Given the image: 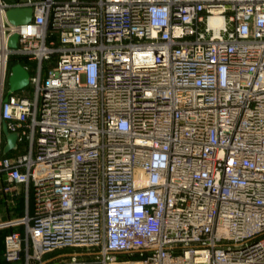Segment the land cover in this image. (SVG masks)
Listing matches in <instances>:
<instances>
[{
	"label": "built area",
	"instance_id": "1",
	"mask_svg": "<svg viewBox=\"0 0 264 264\" xmlns=\"http://www.w3.org/2000/svg\"><path fill=\"white\" fill-rule=\"evenodd\" d=\"M19 185L4 264H264V0H0Z\"/></svg>",
	"mask_w": 264,
	"mask_h": 264
},
{
	"label": "water",
	"instance_id": "2",
	"mask_svg": "<svg viewBox=\"0 0 264 264\" xmlns=\"http://www.w3.org/2000/svg\"><path fill=\"white\" fill-rule=\"evenodd\" d=\"M32 7H14L8 11V18L14 24H21L30 21L33 17ZM18 34H14L11 38V45L17 46ZM30 72L24 67L22 63H17L12 67L10 75V91L9 94L15 91H20L30 85ZM7 99V97H6ZM4 133L7 137V144L4 152L7 153L12 149L17 148V141L19 134L17 132H10L6 123L3 126Z\"/></svg>",
	"mask_w": 264,
	"mask_h": 264
},
{
	"label": "rangeland",
	"instance_id": "3",
	"mask_svg": "<svg viewBox=\"0 0 264 264\" xmlns=\"http://www.w3.org/2000/svg\"><path fill=\"white\" fill-rule=\"evenodd\" d=\"M24 186H15L11 192L0 190V223L25 214V200L23 198ZM10 229H0V264L3 263L4 242L3 236Z\"/></svg>",
	"mask_w": 264,
	"mask_h": 264
},
{
	"label": "trees",
	"instance_id": "4",
	"mask_svg": "<svg viewBox=\"0 0 264 264\" xmlns=\"http://www.w3.org/2000/svg\"><path fill=\"white\" fill-rule=\"evenodd\" d=\"M19 60L23 62L22 59H17L16 62H18ZM9 230H10V229H8V231H9ZM8 231H6V233H7ZM6 233H5V234H6ZM5 234H4V236H5ZM4 236H3V242H4ZM2 264H4V257H3V263H2Z\"/></svg>",
	"mask_w": 264,
	"mask_h": 264
},
{
	"label": "crops",
	"instance_id": "5",
	"mask_svg": "<svg viewBox=\"0 0 264 264\" xmlns=\"http://www.w3.org/2000/svg\"><path fill=\"white\" fill-rule=\"evenodd\" d=\"M10 1H19V0H10ZM3 133H4V129H3ZM4 138L7 139L5 133H4Z\"/></svg>",
	"mask_w": 264,
	"mask_h": 264
}]
</instances>
